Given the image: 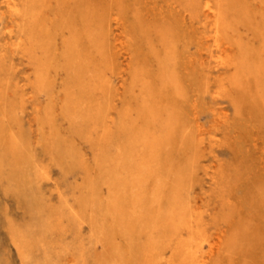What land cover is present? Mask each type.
<instances>
[{"label": "rangeland", "instance_id": "obj_1", "mask_svg": "<svg viewBox=\"0 0 264 264\" xmlns=\"http://www.w3.org/2000/svg\"><path fill=\"white\" fill-rule=\"evenodd\" d=\"M205 2L0 0V264H264V0Z\"/></svg>", "mask_w": 264, "mask_h": 264}, {"label": "bare ground", "instance_id": "obj_2", "mask_svg": "<svg viewBox=\"0 0 264 264\" xmlns=\"http://www.w3.org/2000/svg\"><path fill=\"white\" fill-rule=\"evenodd\" d=\"M204 7H205V9H206V13H207V16H210V15H212V14H215V8H214V6H213V3L211 2V0H206V2H205V4H204ZM34 10V9H33ZM42 67V66H41ZM93 79V78H92ZM45 90V89H44ZM151 131V130H150ZM160 135V134H159ZM158 135V136H159ZM135 136V135H134ZM145 136V135H144ZM135 139V138H134ZM136 141V140H135ZM141 141H142V138H141ZM152 141H153V139H152ZM154 142V141H153ZM123 144V143H122ZM129 146V145H128ZM135 148V147H134ZM154 148V147H153ZM125 152H127V151H125ZM154 153V152H153ZM151 157V156H150ZM106 158V157H105ZM126 158V157H125ZM119 159H120V157H119ZM118 159V160H119ZM127 159V158H126ZM150 159H152V157L150 158ZM114 160H115V158H114ZM122 160V159H121ZM135 161V160H134ZM123 162V161H122ZM140 163V162H139ZM154 163V162H153ZM135 165V164H134ZM140 165H142V164H140ZM154 165V164H153ZM129 168H131V167H129ZM132 169V168H131ZM143 170H144V168H142ZM108 174V173H107ZM144 174V172H139V175L141 176V175H143ZM147 175V174H146ZM103 178V177H102ZM123 186V185H122ZM122 188V187H121ZM140 188H141V186H140ZM138 190V189H137ZM119 191H121V190H119ZM121 194H122V192H121ZM123 195V194H122ZM115 199V198H114ZM123 200V199H122ZM110 201V200H109ZM117 201V200H116ZM111 202V201H110ZM120 202V201H119ZM122 203V202H121ZM136 204V203H135ZM145 207H147V206H145ZM113 208V207H112ZM143 209V208H142ZM141 209V210H142ZM179 209V208H178ZM128 211V210H127ZM179 211V210H178ZM177 211V212H178ZM169 212V211H168ZM97 214H99V213H97ZM184 214V213H183ZM180 215V214H179ZM91 216H92V214H91ZM101 216V215H100ZM149 216V215H148ZM183 216V215H182ZM181 216V217H182ZM162 217H163V214H162ZM168 218H170V217H168ZM125 219V218H124ZM156 219V218H155ZM163 219V218H162ZM145 220H147V219H145ZM128 221V220H127ZM167 223V222H166ZM151 224V223H150ZM164 225V224H163ZM136 226V225H135ZM166 226V225H165ZM148 227L150 228V226L148 225ZM159 227H161V228H159ZM158 228V231L161 229V230H163L164 228L162 227V225L161 226H159ZM137 230V229H136ZM148 231V230H147ZM164 231H165V229H164ZM137 232V231H136ZM177 232V231H176ZM162 233H163V231H162ZM165 233H166V231H165ZM164 234V233H163ZM162 234V235H163ZM150 237V236H149ZM163 237H164V235H163ZM146 238H147V235H146ZM147 241H148V239H147ZM145 243H146V241H145ZM150 243V242H149ZM149 243H147V246H148V244ZM56 244V243H55ZM57 246V245H56ZM198 246V245H197ZM59 247V246H58ZM80 247V246H79ZM196 247V246H195ZM199 247V246H198ZM201 247V246H200ZM38 248H39V246H38ZM37 248V249H38ZM82 248V247H81ZM80 248V249H81ZM107 249H108V247H107ZM161 250V249H160ZM104 251V250H103ZM186 251H188L187 249H186ZM67 252L69 253V251L67 250ZM143 253L147 256V258L148 259H152L153 258V256L156 254V251L149 245V247H147V248H145V252L143 251ZM138 254H139V252H138ZM62 256V255H61ZM104 256V255H103ZM47 260V259H46ZM103 260V259H102ZM52 261V260H51ZM99 261H100V259H99ZM48 262H50V261H48ZM117 262H118V259H117ZM116 262V263H117ZM122 262V261H121ZM72 264H78V262L76 261V260H72ZM145 264V263H144Z\"/></svg>", "mask_w": 264, "mask_h": 264}]
</instances>
